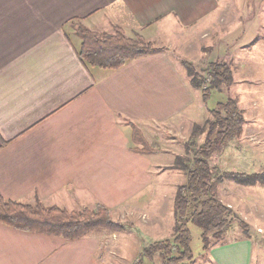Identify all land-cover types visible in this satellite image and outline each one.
Listing matches in <instances>:
<instances>
[{
    "label": "crops",
    "instance_id": "0c3cea01",
    "mask_svg": "<svg viewBox=\"0 0 264 264\" xmlns=\"http://www.w3.org/2000/svg\"><path fill=\"white\" fill-rule=\"evenodd\" d=\"M207 2L212 1L0 0V196L70 210L98 203L112 210L129 199L140 205L136 197L151 187L150 174L162 171L156 158L165 152L135 151L130 122L160 148V132L177 137L197 102L206 110L202 92L168 49L135 57L119 69L86 65L76 28L121 25L150 38L155 24L181 18L198 23V42L208 33L200 27H209L215 17ZM226 8V37L234 39L242 29L246 42L264 25L261 6L232 2ZM235 46L228 42L227 54H234L239 71L233 69L230 89L240 96L256 85L251 77L263 79L264 65L254 64L243 44ZM179 48L186 52L185 42ZM256 48L263 50L264 42ZM259 61L264 62L260 56ZM101 233L65 240L0 222V264H104L100 249L106 232ZM220 247L211 250L216 263L251 264L250 242Z\"/></svg>",
    "mask_w": 264,
    "mask_h": 264
},
{
    "label": "rangeland",
    "instance_id": "374dc122",
    "mask_svg": "<svg viewBox=\"0 0 264 264\" xmlns=\"http://www.w3.org/2000/svg\"><path fill=\"white\" fill-rule=\"evenodd\" d=\"M211 1L207 2L206 9L212 6L211 14L215 17L212 21L208 20L209 27L203 28L205 25L200 27L202 31L208 30L207 36L202 40L196 42L200 36L195 35L194 32L195 24L198 23L191 22L189 24L181 18L180 23L172 22L171 19V21L155 24L151 27L152 35L150 38L146 37L147 40L156 47H162V51L168 49L171 56L185 70L186 67L182 61L184 59L192 61L200 74L207 77L209 82V79L212 78L209 71L212 62L225 63L233 74L235 68L236 72H239L236 63L233 65L234 54H227V45L230 41L235 43V47L242 48L243 44L245 49L252 51L253 63L264 65V62L260 63L259 61V56L264 61V49L260 52L258 48L255 49V44L264 42L263 24L261 28L252 30L251 35L245 38L246 42L240 36L243 32L242 29L235 31L234 39L225 35L229 31L226 25V18L229 16L227 6L234 2L235 6L249 7L253 3L255 6H261V10L264 11V0ZM216 10L219 11L218 14H215ZM216 15H218V19ZM237 15L240 14L236 12L234 16ZM261 15L263 16L264 13ZM124 30L129 36L136 35V32L132 33L133 30H126V28ZM184 42L187 53H183L179 48V44H184ZM180 47L184 48V45ZM250 80L255 81L256 85L252 89L245 90L247 95L241 93L238 96L235 89L233 91V88L230 89L232 84L214 91L208 100H205L202 94L206 110L202 111L203 103L197 102L190 110L192 119L187 121L188 123L182 121L183 125H180L181 128L178 129L181 133L177 134V137L173 135V132H160L158 145L161 146L160 151L165 153L157 157L156 161L162 164L160 165L162 171L150 174H154V182L151 184V189L148 188L143 192L141 190L136 197L142 199L140 205L136 203V200L129 199L126 204L112 208L113 218L125 223L126 229L114 233L106 231V239L100 249L104 264H160L162 262L158 255L153 260L147 257L144 260L141 255L146 246L154 242H164L174 236L175 197L178 187L187 182V172L180 167L182 160L177 158L178 156L192 159L194 150L209 140L211 146L208 158L214 173L224 176L229 172H264V77L263 79L251 77ZM229 98L235 99L239 107L241 106L245 122L231 141L223 143L217 135L220 128L216 125V119L211 110L218 106L217 103L225 102ZM207 103L210 110L207 109ZM197 106L200 108H196ZM197 125L200 127L198 128ZM221 128L224 130L223 127ZM217 197L232 210L235 216L244 220L247 226L244 229L241 223L234 222L226 235L215 241L216 244L209 251L204 252L201 230L198 226L191 224V247L194 257L193 261L188 264H218L213 255L215 252H211L212 248L221 246L217 249L224 251L227 247L222 246L242 240L251 244V264H264V184L242 185L227 175L218 185ZM101 232L103 231L95 230L92 234L101 235ZM234 261H238V259H234Z\"/></svg>",
    "mask_w": 264,
    "mask_h": 264
},
{
    "label": "trees",
    "instance_id": "16d2710c",
    "mask_svg": "<svg viewBox=\"0 0 264 264\" xmlns=\"http://www.w3.org/2000/svg\"><path fill=\"white\" fill-rule=\"evenodd\" d=\"M76 32L82 39L78 50L82 62L104 69H119L135 57L162 51V47L154 46L141 33L127 35L121 25H113L111 30L102 31L80 23ZM182 62L190 84L202 91L205 100L214 91L221 90L223 86L228 87L234 81L233 73L225 63H211L209 71L212 79L207 82V77L200 74L192 61L184 59ZM217 104L211 111L220 128L217 135L224 143L238 134L245 118L235 99L229 98ZM130 124L135 151L142 154L160 151L150 144L140 126L134 122ZM201 145L194 150L192 159L177 157L182 160L180 167L187 172V182L178 187L175 197L174 236L146 246L142 251V259L147 257L153 260L158 255L162 260L160 264H188L193 261L191 224L201 230L204 252L209 251L216 244L215 241L222 239L234 222L241 223L244 229L247 226L244 220L235 216L218 199V185L227 175L242 185L264 184V172H229L224 176L216 174L208 158L210 141ZM0 222L15 229L56 235L65 240L79 239L95 230L114 233L126 229L125 223L113 218L111 209L102 203L69 210L59 205H44L39 199L35 203H24L4 196H0Z\"/></svg>",
    "mask_w": 264,
    "mask_h": 264
},
{
    "label": "built area",
    "instance_id": "2783aa9c",
    "mask_svg": "<svg viewBox=\"0 0 264 264\" xmlns=\"http://www.w3.org/2000/svg\"><path fill=\"white\" fill-rule=\"evenodd\" d=\"M212 78H210L209 80L211 81ZM209 82V81H208Z\"/></svg>",
    "mask_w": 264,
    "mask_h": 264
}]
</instances>
